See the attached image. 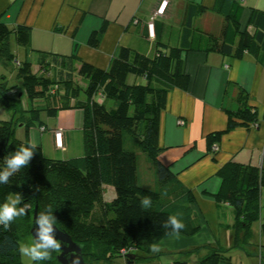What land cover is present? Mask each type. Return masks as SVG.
Listing matches in <instances>:
<instances>
[{
  "label": "trees",
  "instance_id": "obj_1",
  "mask_svg": "<svg viewBox=\"0 0 264 264\" xmlns=\"http://www.w3.org/2000/svg\"><path fill=\"white\" fill-rule=\"evenodd\" d=\"M240 3L215 0L210 10L222 19L216 34L194 25V19L209 10L186 3L177 45L161 44L151 58L120 47L106 69L79 59L76 48L69 56L33 50L30 27L9 28L0 21V67L4 71L0 74V107L9 115L8 121H0V170L6 156L29 145L27 136L15 139L14 125L45 131V122L60 111L78 109L83 114L80 155L50 159L36 147L28 166L10 177L9 184H0V206L17 193L23 196L22 203L30 205L28 215L8 228L0 225V264H23L20 241L29 237L35 209L38 216L49 206L56 218L54 226L82 246L85 264H113L119 258L128 264L126 255L135 257L130 264H162L156 259L168 253H153L149 246L171 235V228H163L170 215L185 224L180 235L192 236L200 230L193 192L179 181L171 165L159 161L164 150L159 145L160 115L169 91L185 90L189 84L184 71L187 52L234 59L246 53L264 66V11L252 9L246 27L241 28ZM106 28L104 20L88 37L89 47L99 46ZM14 44L25 54L22 60ZM10 78L16 80L13 85L8 83ZM236 102L235 108L222 105L227 115L225 130L205 137L212 156L225 133L257 125L256 111L243 90L238 89ZM142 157L153 167L149 178L139 172ZM215 176L221 181L220 188L207 196L215 201L219 213L226 204L234 214L230 244H209L179 254L189 261L194 258V264H232L231 253L236 251L247 257L258 254L263 264L264 234L263 241L255 245L250 227L261 221V231L264 228V167L229 161ZM106 187L115 190L108 200ZM145 197L151 199L147 209L140 204ZM250 248L257 253L252 254ZM58 254L52 252L51 260L31 264H59Z\"/></svg>",
  "mask_w": 264,
  "mask_h": 264
},
{
  "label": "crops",
  "instance_id": "obj_2",
  "mask_svg": "<svg viewBox=\"0 0 264 264\" xmlns=\"http://www.w3.org/2000/svg\"><path fill=\"white\" fill-rule=\"evenodd\" d=\"M167 5L162 15L154 16L160 4ZM215 0H0V21L13 28L26 25L31 29V48L59 56H69L75 48L79 59L95 67L106 69L111 57L120 47L129 48L146 57H153L157 46L178 44L181 21L186 3L199 4L209 11L194 19V25L205 32L218 33L221 18L210 9ZM241 28L247 24L252 9L264 11V0H242ZM153 18V20H152ZM243 19L245 21L243 22ZM107 21L106 31L97 48L87 44L90 34ZM153 24L152 34L147 25ZM246 27V26H245ZM16 53L23 51L13 45ZM160 49V48H159ZM25 54H23L24 58ZM30 56V60H32ZM184 71L189 76L185 90L171 89L166 108L160 115L159 145L164 149L159 161L171 165L179 181L193 192L195 214L201 221L200 230L192 236L169 235L155 243L160 252L182 253L205 245L228 246L232 230H221L220 216H227L229 228L234 214L223 205L219 213L214 195L221 181L216 171L231 161L241 165L264 167V66L251 55L240 59L202 52L184 54ZM238 89L248 97V104L257 114V125L238 127L225 133L214 156L207 152L205 137L225 130L227 115L222 105L236 106ZM228 93L225 96V91ZM9 115L0 107V121H8ZM45 131L21 124L13 126L17 140H35L37 147L50 159H66L81 154V110L60 111L45 122ZM61 130L62 146L57 148L54 132ZM115 190L106 187L108 200ZM259 222V234L261 221ZM231 224V225H230ZM218 225V227H217ZM223 226V225H222ZM217 227V228H216ZM232 227V226H231ZM207 236V241L201 235ZM257 236V237H258ZM262 236L260 237L261 240ZM260 243L258 239H251ZM253 243V244H255ZM256 245V244H255ZM250 248L252 254L257 251ZM204 253V252H203ZM201 253L200 255H202ZM174 260L187 264L189 258ZM255 258V257H248ZM242 260V258H239ZM194 262V258L191 260ZM113 264H126L116 259Z\"/></svg>",
  "mask_w": 264,
  "mask_h": 264
},
{
  "label": "clouds",
  "instance_id": "obj_3",
  "mask_svg": "<svg viewBox=\"0 0 264 264\" xmlns=\"http://www.w3.org/2000/svg\"><path fill=\"white\" fill-rule=\"evenodd\" d=\"M37 147L35 140H31L27 147L21 146L14 153L4 158V168L0 170V184L7 185L10 182V177L20 172L28 166L32 159L34 149ZM23 196L17 193L14 197L10 196L7 202L0 206V225L5 228L10 227L11 223L17 218L28 215L30 205L22 203ZM23 204V206L17 207ZM143 209L151 206V199L145 197L140 201ZM51 206L35 218V224L39 225V229H35V234L32 236L33 242L31 244H23L19 246V252L22 256L28 257L32 261L51 260L52 252L62 253V241L56 239L54 232V225L56 218L53 216ZM163 228H171L170 234L179 237V233L185 228V224L177 218V215H170L166 221L163 222ZM151 252L158 253L161 247L157 244L149 246ZM72 264H79L78 258L74 257Z\"/></svg>",
  "mask_w": 264,
  "mask_h": 264
},
{
  "label": "rangeland",
  "instance_id": "obj_4",
  "mask_svg": "<svg viewBox=\"0 0 264 264\" xmlns=\"http://www.w3.org/2000/svg\"><path fill=\"white\" fill-rule=\"evenodd\" d=\"M245 21V19H243V22ZM241 22V21H240ZM247 24H244L243 26H242V28H245V26H246ZM147 29H148V32H150V29L148 28V25H147ZM151 33V32H150ZM152 34V33H151ZM16 55H17V57H18V59L19 60H22L23 59V53L20 51L19 53H16ZM31 63H32V67H33V69H35L36 68V65H35V62L34 61H31ZM4 71H3V69L0 67V74H2ZM9 73V75H12V74H14V72H7V74ZM6 75V74H5ZM8 76V75H7ZM7 78H9V76L7 77ZM15 79H13V78H10V80L8 81V83H9V85H13L14 83H15ZM138 82H139V79L137 80ZM54 142H55V138H54ZM80 145H81V142H80ZM82 148V147H81ZM152 171H153V167H152V165L149 163V162H147V161H144L143 160V157L139 160V172H140V174H144V175H146L147 176V178H149L150 176H151V174H152ZM111 188V187H110ZM112 190H114L113 188H112ZM12 196V195H11ZM13 197V196H12ZM7 202V200L4 202V203H6ZM3 203V204H4ZM2 204V205H3ZM1 205V206H2ZM222 213H224L225 214V212L222 210L221 211ZM220 212V213H221ZM261 217H264V210L262 211V216ZM220 218L222 219V221H221V224L223 225H221V230H223V229H225V230H230L231 229V226L229 227V228H227L226 226H227V224H228V219H227V216L225 215V216H220ZM217 227H218V225H217ZM216 227V228H217ZM250 229H251V239H258V241L260 240V237L262 236H258L259 234H261V232L259 233V222L258 221H255V222H253L252 224H251V227H250ZM258 236V237H257ZM201 239L204 241V242H206L208 239H207V236L206 235H201ZM250 239V240H251ZM261 240L263 241V236H262V238H261ZM261 240H260V242H261ZM252 242L251 243H255V242H253V240H251ZM33 241H32V239L30 238V236L29 237H26V238H24L23 240H21L20 241V245H23V244H31ZM255 244H259V243H255ZM257 251V250H256ZM257 253V252H256ZM255 253V254H256ZM232 264H259V259L256 257L258 254H256L255 255V258H248L246 255H245V253L243 252V253H238V252H236V251H233L232 253ZM181 256H183V255H180L179 253H168V255H162V256H159L157 259H156V261L157 262H160V263H162V264H180V263H177V262H174V260H181ZM239 258H242V260H239ZM20 259H21V262L23 263V264H31L33 261L32 260H30L28 257H25V256H22L21 254H20ZM264 261V260H263ZM187 264H194L192 261H189ZM264 264V263H263Z\"/></svg>",
  "mask_w": 264,
  "mask_h": 264
},
{
  "label": "water",
  "instance_id": "obj_5",
  "mask_svg": "<svg viewBox=\"0 0 264 264\" xmlns=\"http://www.w3.org/2000/svg\"><path fill=\"white\" fill-rule=\"evenodd\" d=\"M37 217L36 209L33 214V220L30 225L29 236L32 239V236L35 234V229H39V225L35 224V218ZM56 239L62 241V253H59L57 256V261L59 264H72L74 257L78 258L79 264H85L82 258V246L76 244L72 241L71 237L61 228L54 226V232ZM33 241V240H32ZM134 256L126 255L128 259V264L132 262Z\"/></svg>",
  "mask_w": 264,
  "mask_h": 264
},
{
  "label": "built area",
  "instance_id": "obj_6",
  "mask_svg": "<svg viewBox=\"0 0 264 264\" xmlns=\"http://www.w3.org/2000/svg\"><path fill=\"white\" fill-rule=\"evenodd\" d=\"M240 1H242V0H240ZM166 5H167V2L163 1L160 4L159 8L156 10L154 16L162 15ZM152 20H153V18H152ZM148 28L150 29V32L152 33V29H153L152 22L148 24ZM54 138H55V146L57 148H61V146H62V133H61V130L54 132Z\"/></svg>",
  "mask_w": 264,
  "mask_h": 264
}]
</instances>
